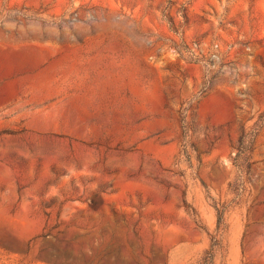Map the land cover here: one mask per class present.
I'll use <instances>...</instances> for the list:
<instances>
[{
    "label": "rangeland",
    "instance_id": "rangeland-1",
    "mask_svg": "<svg viewBox=\"0 0 264 264\" xmlns=\"http://www.w3.org/2000/svg\"><path fill=\"white\" fill-rule=\"evenodd\" d=\"M0 264H264V0H0Z\"/></svg>",
    "mask_w": 264,
    "mask_h": 264
}]
</instances>
